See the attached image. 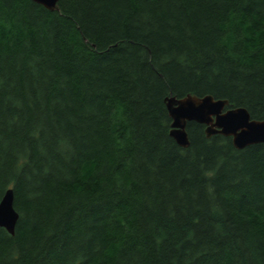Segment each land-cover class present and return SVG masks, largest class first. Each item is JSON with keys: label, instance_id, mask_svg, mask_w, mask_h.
<instances>
[{"label": "trees", "instance_id": "1", "mask_svg": "<svg viewBox=\"0 0 264 264\" xmlns=\"http://www.w3.org/2000/svg\"><path fill=\"white\" fill-rule=\"evenodd\" d=\"M0 0V264H264V143L166 98L264 119V0Z\"/></svg>", "mask_w": 264, "mask_h": 264}, {"label": "water", "instance_id": "2", "mask_svg": "<svg viewBox=\"0 0 264 264\" xmlns=\"http://www.w3.org/2000/svg\"><path fill=\"white\" fill-rule=\"evenodd\" d=\"M51 11L59 10V0H31ZM228 99L216 98L211 94L198 96L188 94L183 97L171 95L166 105L172 119L170 135L176 142L187 148L190 146L188 123L198 122L206 126L207 137L216 134L231 136L238 149L264 143V119L252 118L245 107H230ZM14 191L6 190L0 201V227L15 233L19 213L14 205Z\"/></svg>", "mask_w": 264, "mask_h": 264}]
</instances>
